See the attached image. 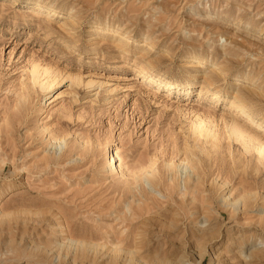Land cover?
<instances>
[{
	"label": "rangeland",
	"instance_id": "rangeland-1",
	"mask_svg": "<svg viewBox=\"0 0 264 264\" xmlns=\"http://www.w3.org/2000/svg\"><path fill=\"white\" fill-rule=\"evenodd\" d=\"M225 60L216 103L203 82ZM34 66L56 78L50 92L24 86ZM142 70L193 90L155 92ZM240 90L251 114L231 109ZM196 114L221 136L204 144L197 197L215 209L199 224L177 167ZM226 115L264 126V0H0V264H264V169L226 138ZM109 151L136 169L128 182ZM154 168L162 185L143 177Z\"/></svg>",
	"mask_w": 264,
	"mask_h": 264
},
{
	"label": "bare ground",
	"instance_id": "bare-ground-1",
	"mask_svg": "<svg viewBox=\"0 0 264 264\" xmlns=\"http://www.w3.org/2000/svg\"><path fill=\"white\" fill-rule=\"evenodd\" d=\"M34 6L37 7L38 9L43 8V6L41 4H36ZM48 16L54 17L55 14H54V12L49 11ZM94 39H95V37H94ZM151 47H153V46H151ZM229 62H230V64H232L231 61H229V60H225V62L223 64L211 62L210 67L207 69V73H206L207 77L203 82V86L205 89H208V90H213V91L216 90L213 93V95H214L213 100L216 103L220 102V100L222 98V89H220L221 86L219 85V82H221V79H222V81L226 80V75L228 73V69L230 68V67H228ZM203 64H204L203 59L199 58L194 63L190 64L189 68L193 69V70H197V69L201 68V65H203ZM40 68H39V66H34L31 68V77L24 81V86L26 87V89H31V87L32 88L40 87L42 89V91L50 92L56 86V84H55L56 78L53 79V77L50 75L49 69L42 71V70H40ZM149 73L150 72H145L143 70L139 71V76H142V78L144 79L143 82L142 81H140V82H142V83L148 82L147 84H149L150 86H148L147 88L150 89L153 86V88L155 87V92L156 91L160 92V89H162L163 91L167 92L166 93L167 96L170 97L171 93L174 90L179 91L180 93H183V94H190L193 90L192 85L194 82L192 84H190L189 86H183V85L176 84L174 82L164 81L158 77H151V80H149L148 79V78H150V76L148 75ZM72 81H73V83L75 82L78 85L84 84L85 87L88 85H91L93 83V82H89V83L85 84L83 79L78 75H76V77H73ZM115 90L116 89H113V91H115ZM27 91L30 92L31 90H27ZM32 91H33V89H32ZM203 91L204 90L201 91L200 95H202ZM240 91H242V92H239L236 96L232 97L231 109H234L233 111H235L236 113H238L240 115L242 113H243V115H245L244 113H248V112H250V114H251L250 110H251L252 104L250 106L248 100L246 99V98H248V96L249 97L251 96V93H250L251 91L250 92H248L246 90H240ZM29 92H25V93L29 94ZM20 95H18V96H20ZM25 96L28 97V95H25ZM30 97H31V95H30ZM54 100H55V98H54ZM23 101H25V100H23ZM253 107H254V105H253ZM214 120L210 115L200 117V116H197V114H196V116L194 117V119L192 121L191 127H189V129L187 130V131H189L187 138H189V140L190 139L193 140V146L191 145L192 149H191V147H189L190 149H188V148L186 149L187 150V151H185L186 156L181 161V163L179 165H177V167L179 168V176H180V174L183 177H184V175L187 176V178L185 177V180H186L185 181L186 182V190L185 191L186 192L185 193L183 192L184 196L182 195L183 196V206L189 207V209H192V207H193V210H192L193 220H194V223H198V224L200 222L211 223V221H212L210 214H209L210 209H213V207H214L213 206L214 203L211 202V198H210L211 195H209L207 193L208 194V196L206 198L207 200L203 204H199V201H198L199 199H198L197 195L200 194L201 187L204 186V185H202V183L204 181V179H203L204 177L202 178L201 174H203V172L205 170L203 172H201L200 170H201V168L203 170V166L205 165L206 161H208V159H210V160L214 159V156L210 153V151H208L209 149L207 147L206 148L204 147L205 146L204 144H206V146L210 145L212 147V149L218 148L220 145L219 140H220L221 136H220V133L218 130L219 129L218 124H216L217 121L215 122ZM220 120L222 121V124L225 127L226 138L228 140H230L233 144L235 142L240 144L248 154H251V156H253L256 159L257 163L255 164L254 167L256 168L257 172H260L262 168L264 169V126L261 125L260 123L256 122V126H257L256 128L257 129L250 128V126L248 127L246 124H243L242 122H240L239 118L234 116V115L223 116L222 119H220ZM188 143L189 142H187V144ZM187 144H186V147H187ZM106 148L108 150L111 149L109 144L106 146ZM182 151H184V150H182ZM109 152L112 153V154L107 153V154H109V156L107 157L109 160V165H107L108 168H110L109 170L114 171V170L120 168L119 170H120L121 180L123 181V183L128 182L135 175L136 169H134L133 165H130L127 163H126L127 165L125 167H123V166L117 167L116 163H115V159H116L115 154L113 153V151H109ZM206 158H208V159L206 160ZM172 162L169 164L167 163V165H168L167 167L170 168L171 170L173 168H176V164L172 163ZM251 163H252V161H251ZM252 164H251V166H252ZM122 165H124V164H122ZM157 169L154 168V169L147 171L143 177L149 178L153 185H155V184L162 185L161 182L165 181V179L163 180V176H161L160 173L156 172ZM200 172H201V174H200ZM170 177H171L170 180L172 182V180H173L172 176H170ZM175 178H177V177H175ZM175 186H174V190H175ZM226 186H227V183L222 182L219 187L221 189L225 190ZM198 196L201 197L200 195H198ZM231 196L232 195L230 194V191H229L225 196H223L224 198L222 200V203H223V207L225 210L229 211L230 214H231V212L234 213V216H236L235 212L237 213L239 210L238 207H241V206H238V205H240L239 201L235 202L231 198ZM235 200H237V199H235ZM214 209H215V207H214ZM194 229H197V228H194ZM197 236H199V235H197ZM192 241H194V240H192ZM258 253H259V251L257 252V250H256L253 253V257L258 256ZM261 254H262V252H261ZM251 258H252V256H251Z\"/></svg>",
	"mask_w": 264,
	"mask_h": 264
}]
</instances>
